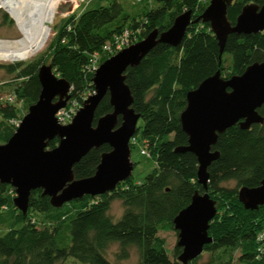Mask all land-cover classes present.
Wrapping results in <instances>:
<instances>
[{"label":"trees","instance_id":"16d2710c","mask_svg":"<svg viewBox=\"0 0 264 264\" xmlns=\"http://www.w3.org/2000/svg\"><path fill=\"white\" fill-rule=\"evenodd\" d=\"M131 2L108 0L104 7L69 16L37 58L28 63H0V71L10 76L2 85H14L9 95L13 102L0 99V144L11 138L28 108L38 100L42 64H50L58 77L70 83V101L82 105L94 91L93 66L110 57L106 47L116 36L128 32L130 41L139 42L154 30L166 31L184 12L192 11V19H196L210 0H144L140 3L150 7L141 9L140 3ZM247 4L262 6L264 0H233L227 9L232 25ZM2 24L13 25V21L3 14ZM261 62L264 31L229 35L222 54L209 23L190 24L176 47L158 43L139 65L125 73L133 108L143 123L137 133H141L147 156L155 160L154 171L141 183L131 176L112 192L84 196L60 208L53 207L41 190H35L26 215L13 204L14 188L0 183V223L6 227L0 231V264H61L68 258L82 264H113L106 258L112 244L119 246L116 258L120 261L127 260L130 249L135 248L139 264H181V248L176 245L171 258L159 232L174 230V218L196 192L205 191L197 179V157L175 151L188 145L179 120L187 93L217 71L228 79ZM112 110L107 95L96 111L95 122ZM258 113L264 119V106ZM58 143L57 138L50 141L48 149ZM108 151L105 145L88 152L73 167L75 179L92 177L102 154ZM212 151L219 157L208 168V193L216 201L217 215L208 231L213 242L204 252L217 256L207 263H200L198 257L189 264H234L236 251L240 253L238 264H264V205L250 211L238 199L240 188L258 187L264 178V122L249 129L239 124L228 128L218 135ZM228 182L235 186L222 185ZM114 201L123 206L117 222L110 214Z\"/></svg>","mask_w":264,"mask_h":264},{"label":"water","instance_id":"95a60500","mask_svg":"<svg viewBox=\"0 0 264 264\" xmlns=\"http://www.w3.org/2000/svg\"><path fill=\"white\" fill-rule=\"evenodd\" d=\"M232 2L210 0L196 19H192V11L184 12L166 31L154 30L143 40L106 59L94 73V92L83 101L68 125H61L56 115L70 101L71 85L58 77L50 64H42L38 70L41 85L38 100L28 108L11 138L0 144V183L14 188L15 208L26 215L30 195L38 189L50 198L53 207L60 208L84 196L112 192L129 179L134 170L130 141L137 133L140 115L133 108V97L125 83L126 71L139 65L158 43L180 45L192 23H209L221 54L229 35L264 31V4L245 5L232 25L227 18ZM107 95L113 110L95 122L96 111ZM186 102L179 120L188 145L175 151L191 152L197 157V179L205 191L196 192L190 204L173 220L177 246L182 250L178 257L181 264L196 260L204 247L213 242L208 231L217 207L208 193V168L219 157L217 151H212L218 135L236 124L249 129L264 122L258 113L264 106V62L254 63L241 75L228 79L217 71L189 91ZM56 138L58 145L48 149L49 142ZM105 145L110 151L102 154L96 173L89 178L75 179L74 165L92 149ZM238 199L246 210L256 211L263 206L264 178L258 187L240 188Z\"/></svg>","mask_w":264,"mask_h":264},{"label":"rangeland","instance_id":"374dc122","mask_svg":"<svg viewBox=\"0 0 264 264\" xmlns=\"http://www.w3.org/2000/svg\"><path fill=\"white\" fill-rule=\"evenodd\" d=\"M127 1L131 2V0H127ZM107 4H108V0H77L76 2H73V0H64L61 3L60 7L58 8L54 22L50 25V28H51L50 39L46 47L40 53H38L37 55H35L34 57L26 61H12V62L0 61V63L8 64V63H14V62H24V63L31 62L33 59L37 58L40 54H42V52L46 50L48 44L53 39L58 26H60V24L66 18L72 15L79 16L83 11L97 9L99 7H104ZM144 6L150 7V4L143 2L138 5V8L141 9ZM3 14L8 15V17L13 21V25L2 24ZM20 37H21V34L19 30L17 29L14 20L4 9H0V39L1 40H8V39L15 40V39H19ZM100 60L101 59H99V63H100ZM9 78L10 76H7L3 71H0V99L2 98V100L8 99L9 101H11L13 99V98L11 99V96H9L10 94H12L13 89H14L13 83L11 85H8V84L2 85L3 84L2 82L8 81ZM69 102H70L69 105H71L72 101H69ZM21 105H22L21 103L18 104V106H21ZM78 109L79 108H77V110ZM142 125H143L142 121L139 120L137 127L142 128ZM136 139H137V144L133 146L131 150V160L135 164L134 170L132 172V179L136 183H141L145 180L147 175H149L150 173L154 171L156 164H155V160L152 157L141 154V150L147 147L142 139L140 132L136 134ZM222 185L224 187H229V188H233L235 186L234 182H228ZM15 196H16V193H15ZM110 214L113 217L114 222H117L122 217L123 206L121 202L114 201L112 203ZM5 228H6L5 225L0 223V231L5 230ZM163 229L159 232V236L165 240L166 248L169 251L170 257L172 258V251L178 242V234L175 230L166 229V228H163ZM118 250H119L118 244H112L111 247L109 248L106 258L111 263L113 264H139V253L135 248L130 249V256L127 260H121V261L116 258V253L118 252ZM239 254H240L239 251H236L235 253H233V263L234 264H238ZM216 256H217L216 253L203 252V254L199 257L200 258L199 262L207 263ZM61 264H82V263L73 258H68L67 260L63 261Z\"/></svg>","mask_w":264,"mask_h":264},{"label":"bare ground","instance_id":"6f19581e","mask_svg":"<svg viewBox=\"0 0 264 264\" xmlns=\"http://www.w3.org/2000/svg\"><path fill=\"white\" fill-rule=\"evenodd\" d=\"M63 1L0 0V9L11 16L21 34L14 41L0 39V61H26L40 53L50 39V25Z\"/></svg>","mask_w":264,"mask_h":264},{"label":"built area","instance_id":"2783aa9c","mask_svg":"<svg viewBox=\"0 0 264 264\" xmlns=\"http://www.w3.org/2000/svg\"><path fill=\"white\" fill-rule=\"evenodd\" d=\"M132 1L133 2H137V3H140V2H142L144 0H132ZM131 44H134V40L133 41H130V39H129V33L128 32H125L122 35L116 36L114 38V41L112 42V44L108 45L106 47V49L108 50V55H110V57H111V56L115 55L116 53H118L120 50H122L124 48H127ZM98 67H99V65L98 64H95L93 66V71L95 72ZM10 102H13V99ZM72 103H71V105H69L70 102H68L67 106L64 109L60 110L57 113L56 116H57V119H58V121H59V123L61 125H68V124H70L71 121L73 120L74 115L78 111L77 108H80L81 107V105L78 106L77 102H74L73 104ZM130 144H131V147H133V146H135L137 144L136 135L131 139ZM141 154L142 155H147L146 150L145 149H142L141 150ZM263 237H264V235H263Z\"/></svg>","mask_w":264,"mask_h":264}]
</instances>
